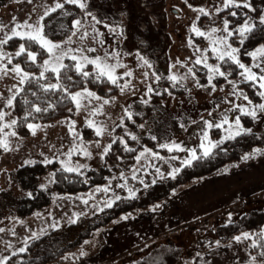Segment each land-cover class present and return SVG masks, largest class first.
<instances>
[{
	"label": "rangeland",
	"instance_id": "rangeland-1",
	"mask_svg": "<svg viewBox=\"0 0 264 264\" xmlns=\"http://www.w3.org/2000/svg\"><path fill=\"white\" fill-rule=\"evenodd\" d=\"M232 3L238 6L225 7V0H76L75 3L71 0H0V42L12 35L16 25L27 23L33 29L38 28L51 44L58 45L51 54L44 48L47 55L39 63L42 72L46 60L49 61L48 71L65 60L73 61L76 67L79 63L95 70L84 58L99 57L109 65H116L113 75L115 79L121 78L114 100L104 103L106 100L88 87L74 90L72 97L80 95L76 101L72 99L75 107L72 117L52 123H29L27 133L18 135L12 129L14 119L8 101L19 90L23 77L28 76L21 65L13 61L23 43L11 47L0 43V114L3 117L0 119V264L50 230H55L56 239L45 242L37 250L39 254L56 250L57 244L74 240L85 232L87 226L114 203L147 197L151 186L171 179L176 174L174 170L184 166L181 161L189 158L187 150L195 149L197 155L202 154L200 144L204 132L208 133L212 144L242 133H253L264 139V109L259 107L264 102H251L239 93L240 83L250 81L241 75L242 69L235 76L220 80L226 72L217 58L220 51L236 49L233 54L240 63L258 76L264 75L261 72L264 57L254 60L251 56L257 49L264 48V23H261L264 0H232ZM239 7L244 8L247 17L231 27L229 20L233 13L243 14ZM200 9L207 14H202ZM245 26L262 28L247 39L246 31L243 35L240 32ZM213 28L217 29L215 33L211 31ZM193 29L205 35H197ZM233 30L235 42L228 36ZM16 31L26 33L31 29L21 27ZM12 39L23 38L13 36ZM221 39H226L227 43L221 44ZM212 40L217 43L212 44ZM213 47L217 48V53L212 52ZM28 52L36 56L33 50ZM241 54L246 58H241ZM59 56L62 59L57 60ZM197 58H206L208 66H218L225 75L209 73L203 63H195ZM26 59L30 60L27 54ZM148 60L153 61L156 74ZM255 64L260 67H253ZM17 66L21 74L12 71ZM195 69L204 70L205 86L198 84ZM157 75L169 81L161 85L164 89L157 86ZM209 75L213 76L211 84ZM173 76L175 81L170 79ZM155 90L166 92L165 97L152 96ZM88 92L99 99L88 96ZM140 116L142 122L138 123ZM205 122L213 127L207 128ZM5 124L9 127H4ZM217 124L222 127H215ZM97 128L101 129L100 135L96 133ZM115 143L121 146L115 152L117 160L133 158L126 171L115 170L106 183L84 192L65 195L53 192L52 167L82 174L88 169L97 170L105 163V149ZM136 144H142L138 152L121 155L120 150H130ZM152 145L160 151L151 149ZM164 145H180L185 151L169 152ZM249 151L254 152L248 156ZM262 154L264 148H250L238 164L221 173L176 186L168 198L144 210L120 214L91 231L78 247L49 264H251L213 252L219 245L217 239L232 237L234 228L221 226L235 224L236 214L231 211L224 216L212 206L213 214L202 216L205 200L202 201L201 190L202 184L218 175L232 173L241 163ZM256 172L264 175V163L257 165ZM40 192L50 193L48 203L40 205ZM34 196L38 206L30 213L16 216L23 205H31L29 199ZM261 196L264 193L258 197ZM263 200H258L260 205L252 213L237 215L236 221L244 217L255 221L264 237ZM254 233L248 228L233 238L241 242L243 238L251 239ZM201 239L215 242V246L211 243L208 259L197 253L192 256L193 250L201 247ZM23 259V256H15L10 264Z\"/></svg>",
	"mask_w": 264,
	"mask_h": 264
},
{
	"label": "trees",
	"instance_id": "trees-1",
	"mask_svg": "<svg viewBox=\"0 0 264 264\" xmlns=\"http://www.w3.org/2000/svg\"><path fill=\"white\" fill-rule=\"evenodd\" d=\"M230 8V7H228ZM243 14L236 13L232 16V20H229V25L233 27L234 23L245 21L247 15L242 9ZM235 11V10H234ZM239 18V19H238ZM233 19H238L233 20ZM262 26H253L249 31H246L247 39L253 34L252 32H257ZM235 30L232 31V33ZM230 39L235 42L233 36ZM18 42H22L25 47V52L19 56H16L13 61L21 65V67L28 73L27 79L24 80L19 90L16 92L12 98V104L10 106V112L13 117V131L18 135H25L27 133V125L29 123H52L61 118L72 117L74 115V103L72 100L71 93L74 90L88 87L93 90L96 94L103 97L105 100L112 101L115 99L116 95L119 93V82L121 78L115 79V83L109 81L106 77L97 78L98 73L93 70L90 65L82 67L80 71H77L76 65L71 60H65L62 64L63 67L60 68L59 73H54L52 71H43L44 75L41 77L40 61L47 55L46 50L40 46L39 43L23 38V39H12L5 46L11 47ZM27 50H33L36 52L35 62L26 59ZM241 58H246L244 55H240ZM215 60V59H214ZM152 67L154 68L155 74L156 69L154 67L153 61L148 60ZM220 67L226 72L224 77H219V79L226 80L227 78L233 77L240 70L236 63L231 59L225 58L223 61H218ZM195 74L197 76L198 84L205 86L207 84V78L205 76L204 70L200 71L195 69ZM83 73H88L85 77ZM156 78L157 86L167 84L169 81L158 76ZM215 82L216 79H215ZM160 84V85H159ZM51 85H58L56 88L50 87ZM261 92L258 84L253 81L242 82L239 85V93L247 97L251 102H264V97H261L259 93ZM153 95L157 99H162L165 97L166 92L158 93V91H152ZM36 109H40L37 111ZM138 123L142 122V116L137 120ZM85 130H88L87 126H84ZM128 142H132L133 139H127ZM127 142V143H128ZM131 145V144H130ZM211 151L210 155L202 157V154L197 155L198 158L193 160L190 165L182 166L178 172L169 180L162 183L154 184L150 187V192L145 198H130L126 203H114L113 207L103 210L101 215H99L96 220L87 226L85 232L80 233L74 240L69 242L57 244V249L38 253L39 249L45 242L49 240L56 239L53 236L55 230H50L48 233L42 235L36 240L29 242L23 250L15 255L10 256L6 259L4 264H10V260L15 256H23L24 259L15 264H49L64 256L69 251L78 247L84 238L89 236V233L97 228L106 225L114 218L118 217L120 214L135 213L139 210H144L153 203L162 201L170 195L171 190L176 186H182L193 182L198 179L208 178L216 174L221 173L226 168L238 164L241 158L246 155L250 148H256V150H261L264 148V139H259L253 133H242L232 139L224 140L221 143L216 144ZM121 146L118 143L112 144L104 155V165L97 170L88 169L82 174L81 172L68 171L61 167H52L53 181L51 189L54 193L58 195L65 194H76L80 192L87 191L91 187L97 185H103L107 182V178L110 174H113L115 170L121 172L126 171L131 166V160L128 157H124L122 161L117 160L115 152L119 151L118 148ZM142 144H136L130 150H120L121 155L129 156L130 153L134 151H139ZM154 151H160V149L155 148V146H149ZM252 151L251 153H253ZM250 153V151H249ZM247 154L248 156L251 155ZM260 154V153H259ZM255 156V155H253ZM252 156V157H253ZM116 162V163H115ZM42 195V204L49 202L50 193L40 192ZM150 195V196H149ZM36 196L30 198L31 205L22 206V209L15 213L16 216L25 215L30 213L32 209L38 206L35 200ZM11 213V212H10ZM253 219V218H252ZM75 226V224H71ZM221 227L234 228L232 230V237H228V241H232L233 236L243 232L244 230H254L255 233L251 239H246L248 245L247 249L251 253L252 257L256 262L264 263V237L261 235L260 226L255 221L247 219L246 217L241 218L239 222L235 224L223 225ZM60 237L62 235H59ZM52 247V246H50ZM32 254L31 257H27Z\"/></svg>",
	"mask_w": 264,
	"mask_h": 264
},
{
	"label": "crops",
	"instance_id": "crops-1",
	"mask_svg": "<svg viewBox=\"0 0 264 264\" xmlns=\"http://www.w3.org/2000/svg\"><path fill=\"white\" fill-rule=\"evenodd\" d=\"M260 163H264V154L241 163L233 172L231 171L232 173L229 172L230 174L218 175L215 179H211V182L208 181L202 184L203 189L201 191H203L202 195H204L202 201L204 202L205 200L204 205L201 207L202 216L213 214L214 209L219 210L222 213L221 215L224 216L233 211L236 214L235 222H237V215L240 213L248 215L255 211L260 205L258 200H263L262 198H264V196L258 197L261 193H264L263 172H256V167ZM196 186L189 188L187 192L192 191ZM212 206L215 208L212 209ZM230 221L234 220L231 219ZM217 241L219 245L213 249V252L234 256L236 257L235 261L237 259L239 261L245 260L255 264V259L247 249L248 243L245 238L241 242L235 239L232 241L217 239ZM199 243H201V247L195 248L192 256L197 253L203 255L206 259L210 258L212 252L211 243L215 246V242L201 239Z\"/></svg>",
	"mask_w": 264,
	"mask_h": 264
},
{
	"label": "snow or ice",
	"instance_id": "snow-or-ice-1",
	"mask_svg": "<svg viewBox=\"0 0 264 264\" xmlns=\"http://www.w3.org/2000/svg\"><path fill=\"white\" fill-rule=\"evenodd\" d=\"M71 2L75 3L76 0H71ZM228 6H238V5H233L232 3V0H225V7H228ZM245 7H248L247 4L244 5ZM57 8L61 7V5L58 3L56 5ZM80 7H83V5L81 4ZM202 14H207L205 13L204 9H200L199 10ZM233 15H235V13H233ZM77 23H79L77 21ZM261 23H264V18L261 19ZM21 27H24V28H27V29H31V31L29 32H26V33H21V32H18L16 31V29H19ZM194 31H196V34L197 35H200V36H204L205 33L203 32H199L198 30L196 29H193ZM250 30L247 26H245L244 28H241L240 29V32H241V35H243V33L245 31H248ZM212 33H215L217 31V29L213 28L212 30ZM225 31H227V21H225ZM210 35V34H209ZM232 33L231 32H228V36H231ZM13 36H20L21 38H27V39H30V40H33L37 43L40 44V46L42 48H45L50 54L52 53L53 49L58 47V45H55V44H51L48 40L44 39V37L41 35V32L38 28L36 29H33V26L31 25H28L27 23H25L24 25H16V27L13 29L12 31V35L11 36H8L7 39H5L4 41L0 42V43H7V40L8 39H12ZM212 44H216L217 41L215 40H212L211 41ZM220 43L221 44H226L227 41L226 39H221L220 40ZM230 47V46H229ZM212 52L213 53H217V48L216 47H213L212 49ZM89 51H93V49H89ZM197 51H200L199 49H197ZM237 50L236 49H231V51H220L217 58L221 61H223L225 59V57H228L229 59H231L234 63L237 64V66L242 69L243 71L241 72V75L242 76H245V78L247 80H250V81H253L254 83L258 82L259 83V87L261 89H264V75H257L255 73L252 72L251 68L245 66L244 64L240 63L239 60L237 59V57L233 54L235 53ZM25 52V48L23 45H21L19 51L16 53L17 56L21 55L22 53ZM28 57L30 60H32L33 62H35V55L32 53V52H28L27 53ZM251 56L253 57V59L255 60L258 56L260 57H264V48H260V49H257L255 52L251 53ZM73 59H75V57H72ZM57 60H60L62 59V56H59V57H56ZM84 60L87 62V63H90L92 65H94L95 67V70L96 72L98 73V76L97 78L99 79L100 77H107V79L109 81H111L112 83H115V77L113 75L114 71H115V67L116 65H109L107 64L106 62H103L101 61V59L99 57H97L96 59H88L87 57L84 58ZM196 64H201L203 63L205 67H208V71L209 73H219L221 76H224L225 74L220 72V69L219 67H211V66H208L207 65V62H206V58L205 59H201V58H197V60L195 61ZM44 65H45V68H44V71H48V65H49V61L46 60L44 62ZM63 67V65H59V66H53L51 68V71H53L54 73H59V70L60 68ZM82 65L81 64H77V71L79 72L80 69H81ZM253 67H260L259 64H255L253 65ZM12 71L16 72L17 74H21V69L19 66L15 67L12 69ZM189 72L191 73L192 72V69H189ZM261 72L264 73V68H261ZM44 73L41 72V77H43ZM83 75L85 77L88 76V73H83ZM127 75H131L130 73H127ZM24 79H27V76L25 75L23 77V79L21 80V83L24 82ZM170 79L172 80H176V77L173 76V77H170ZM209 79V83L211 84V81L213 79V76L212 75H209L208 77ZM50 87L52 88H56L58 87V85H51ZM235 87V86H234ZM80 94L78 93L76 96H73L72 99L74 101L77 100V97L79 96ZM88 96L90 97H93V98H96V99H99L98 97H95L93 93H90L88 92L87 93ZM259 95L261 97H264V91L260 92ZM245 99H247V97H245ZM104 103H108V101H104ZM12 104V100L9 99L8 101V106H11ZM77 107H79V104H77ZM261 109H264V105H260L259 106ZM37 111H39L40 109H36ZM241 112L244 111L243 108L240 109ZM2 114H0V119H2ZM16 122L15 121H12V124H15ZM225 123H227V120H225ZM206 124V127L207 128H212L213 125L208 123V122H205ZM237 125H239V121L237 120ZM4 127H9V125L5 124ZM32 126L29 125V128H31ZM215 127H222V125L220 124H217L215 125ZM96 133L97 135H100L101 133V129L97 128L96 129ZM12 135H14V133H12ZM207 145V146H206ZM217 146L216 144H212L211 141L208 140V133L207 132H204L203 133V138H202V142L200 144V148L203 149V152H202V157H206L208 155H210V151H211V148L212 147H215ZM163 147H166L168 149L169 152H172L173 150H176V151H185L184 148H182L180 145H164ZM108 149H105V152H107ZM147 151V150H146ZM188 151V159L186 160H182L181 161V164L183 165H190L192 163L193 160H196L198 158H201V157H198L197 154H196V150L195 149H192V150H187ZM249 157H245L244 159H248ZM139 159V158H137ZM173 159H175V157H173ZM68 170H71V169H68ZM179 169H176L174 170V174L176 172H178ZM174 178V177H173ZM104 191H107V189H104ZM239 239V238H237ZM23 249H21L22 251Z\"/></svg>",
	"mask_w": 264,
	"mask_h": 264
}]
</instances>
